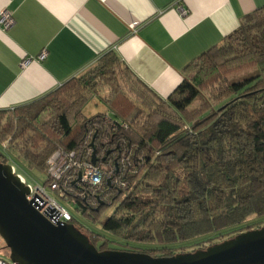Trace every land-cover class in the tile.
Here are the masks:
<instances>
[{
	"label": "trees",
	"instance_id": "16d2710c",
	"mask_svg": "<svg viewBox=\"0 0 264 264\" xmlns=\"http://www.w3.org/2000/svg\"><path fill=\"white\" fill-rule=\"evenodd\" d=\"M187 70L164 99L105 52L45 97L0 110V160L46 172V185L59 147L112 161L97 190L107 200L71 181L63 199L101 226L71 221L99 251L173 256L264 227V6ZM94 97L128 112L88 116Z\"/></svg>",
	"mask_w": 264,
	"mask_h": 264
},
{
	"label": "crops",
	"instance_id": "0c3cea01",
	"mask_svg": "<svg viewBox=\"0 0 264 264\" xmlns=\"http://www.w3.org/2000/svg\"><path fill=\"white\" fill-rule=\"evenodd\" d=\"M262 6L264 0H0V14L14 17L0 29V110L45 97L110 50L167 99L194 59ZM27 57L33 59L22 66Z\"/></svg>",
	"mask_w": 264,
	"mask_h": 264
},
{
	"label": "water",
	"instance_id": "95a60500",
	"mask_svg": "<svg viewBox=\"0 0 264 264\" xmlns=\"http://www.w3.org/2000/svg\"><path fill=\"white\" fill-rule=\"evenodd\" d=\"M29 192L12 164L0 160V236L15 264H264V227L173 256L99 251L73 223L41 214L27 200Z\"/></svg>",
	"mask_w": 264,
	"mask_h": 264
},
{
	"label": "built area",
	"instance_id": "2783aa9c",
	"mask_svg": "<svg viewBox=\"0 0 264 264\" xmlns=\"http://www.w3.org/2000/svg\"><path fill=\"white\" fill-rule=\"evenodd\" d=\"M14 24L13 13L9 10H4L0 14V29H8ZM133 26V25H132ZM45 57V53L39 55L40 59ZM33 57L23 59L22 66L28 64ZM91 136L88 137L87 142H91ZM92 143V142H91ZM91 150L86 152L90 155ZM108 163L95 164L84 159L80 156L78 151L65 150L58 148L48 159V173L50 176V183L46 184H33L28 182L27 178L16 171V167L12 164L15 173L19 174L22 181L29 186L30 192L27 195V200L46 218L53 223L68 222L71 223L73 215L65 204L68 201L63 200L65 196H69V181L73 185H88L94 188L91 194H100L97 200H107L104 195L105 192H97L102 188L104 177L106 173L110 172L112 161ZM111 176V175H109ZM75 199H73L74 201ZM94 202V201H93ZM0 264H15L10 259L0 256Z\"/></svg>",
	"mask_w": 264,
	"mask_h": 264
},
{
	"label": "rangeland",
	"instance_id": "374dc122",
	"mask_svg": "<svg viewBox=\"0 0 264 264\" xmlns=\"http://www.w3.org/2000/svg\"><path fill=\"white\" fill-rule=\"evenodd\" d=\"M128 109L129 108L125 104L107 105L98 97H94L84 107V113L88 116H91L101 112H108L110 114L112 113L113 116L116 115V113H118L120 116L125 117V114H127L126 112H128ZM4 146L7 147V142L4 143ZM14 166L16 167L17 172H22L23 175L27 177L28 182H32L33 184H37V183L44 184L45 181L48 179V175L46 172H39L37 170H27V169H25L26 171H23L22 169H19L17 165ZM65 205L70 210L73 217L77 220L78 223L91 227L94 230L102 231V228L99 224L97 225L93 224L91 218L83 215L79 210H77V207L74 204L73 205L65 204ZM113 210L114 207H107V209L104 211L103 216L110 215L113 212ZM0 256L10 259V249L6 246V243L1 236H0Z\"/></svg>",
	"mask_w": 264,
	"mask_h": 264
}]
</instances>
